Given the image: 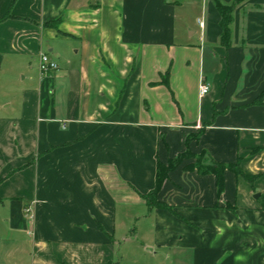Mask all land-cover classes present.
Segmentation results:
<instances>
[{
  "label": "crops",
  "instance_id": "obj_1",
  "mask_svg": "<svg viewBox=\"0 0 264 264\" xmlns=\"http://www.w3.org/2000/svg\"><path fill=\"white\" fill-rule=\"evenodd\" d=\"M0 264H264V0H0Z\"/></svg>",
  "mask_w": 264,
  "mask_h": 264
},
{
  "label": "trees",
  "instance_id": "obj_2",
  "mask_svg": "<svg viewBox=\"0 0 264 264\" xmlns=\"http://www.w3.org/2000/svg\"><path fill=\"white\" fill-rule=\"evenodd\" d=\"M216 9L220 15L219 25L222 31L220 40L223 44L226 45L228 43V38H229V33H230L229 26L232 20L233 6L220 4L219 2L216 1ZM189 156H191V154L189 150H186L184 153L178 155L176 158L169 159L167 163H163L159 160L157 161L155 187L151 192L143 196L150 206H163V204H161L160 202L156 200V193L160 189L163 181L167 178L168 172L172 168L179 165L184 158H187ZM185 169L187 170L196 169L197 172L200 174H208V173L214 174L216 177V184H217L218 192L221 191L223 188V172L225 169H229L233 171L236 175H240L247 180L252 179V176H249L243 172V170L239 166L238 161H236L235 163H230V164H223V163H216V162H213L210 164H203L200 162L195 163V164L191 163L185 166Z\"/></svg>",
  "mask_w": 264,
  "mask_h": 264
},
{
  "label": "built area",
  "instance_id": "obj_3",
  "mask_svg": "<svg viewBox=\"0 0 264 264\" xmlns=\"http://www.w3.org/2000/svg\"><path fill=\"white\" fill-rule=\"evenodd\" d=\"M197 22H198L199 26H201V27L203 26L202 19H197ZM39 67H40L41 72L56 70L58 68L56 62L51 61L46 54L40 55ZM209 89H210L209 84L204 79H202L200 81V84H199V95L201 97L206 95L209 92ZM25 211L29 212V210H27V209H25Z\"/></svg>",
  "mask_w": 264,
  "mask_h": 264
},
{
  "label": "rangeland",
  "instance_id": "obj_4",
  "mask_svg": "<svg viewBox=\"0 0 264 264\" xmlns=\"http://www.w3.org/2000/svg\"><path fill=\"white\" fill-rule=\"evenodd\" d=\"M22 76H23V74H19L18 76L16 75L15 77H14V79L13 78H11V81H12V84H13V86H19V85H21V78H22ZM24 76L26 77L27 76V73H26V71H24ZM28 77V76H27ZM28 82H29V80H27V79H24V85H27L28 84ZM192 156L196 159V161H195V163H198V162H204V164H205V157L203 156V154H196V155H193L192 154ZM194 163V164H195Z\"/></svg>",
  "mask_w": 264,
  "mask_h": 264
}]
</instances>
